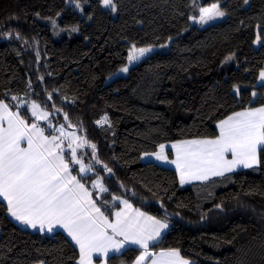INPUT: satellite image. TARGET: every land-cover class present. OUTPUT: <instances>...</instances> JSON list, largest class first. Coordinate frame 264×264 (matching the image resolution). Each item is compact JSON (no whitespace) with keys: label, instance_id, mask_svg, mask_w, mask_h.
<instances>
[{"label":"trees","instance_id":"1","mask_svg":"<svg viewBox=\"0 0 264 264\" xmlns=\"http://www.w3.org/2000/svg\"><path fill=\"white\" fill-rule=\"evenodd\" d=\"M77 1L85 16L68 0H0V100L50 137L59 126L82 135L77 158L92 170L81 173L63 150L72 172L107 217L124 198L166 221L153 251L177 249L193 264H264V148L258 165L187 185L176 169L142 160L166 142L217 137L219 121L264 105V0H114L116 17L101 0ZM216 2L224 20L191 25L192 11ZM168 41L107 82L132 44ZM33 102L47 120L32 115ZM139 253L130 246L107 262L131 264ZM79 257L63 231L25 228L0 200V264Z\"/></svg>","mask_w":264,"mask_h":264},{"label":"snow or ice","instance_id":"2","mask_svg":"<svg viewBox=\"0 0 264 264\" xmlns=\"http://www.w3.org/2000/svg\"><path fill=\"white\" fill-rule=\"evenodd\" d=\"M102 3L115 11L112 0H102ZM222 16L224 12L219 10L217 4H212L209 8L200 9L199 22L206 23ZM149 51V48L132 45L128 60L136 61ZM121 71L127 72L128 69L125 67ZM260 77L264 80V72L260 73ZM32 107L33 115H37L38 105L33 104ZM7 108V104L0 103V109L5 113ZM38 118L46 119L47 113ZM102 122L97 121L98 124ZM219 129L220 135L215 140H191L172 145L177 158L170 163L176 164L182 184L187 180L223 176L238 165L251 168L259 163L258 149L264 147V107L235 113L221 121ZM59 131L61 135L64 134L63 127ZM23 139H27V148L20 147ZM57 139L53 136L49 140L36 124H32L29 130L18 116L13 118L9 115L8 128L0 133V197L7 202L9 214L33 229L39 227L44 231L47 228L51 232L57 226L63 228L79 246V264H91L93 252L107 256L110 251L119 252L129 243L143 249L136 259V264H143L154 255L149 251L150 243L157 241L168 225L139 210L134 215L118 211L115 222L109 221L91 199H85L87 193L84 185L69 174V164L60 154L63 149L55 143ZM71 139L75 141L79 138L73 134ZM87 143V140H83L75 147L69 144L72 162L80 165L81 173L92 170L77 158V148ZM89 146L95 155V145ZM160 147L161 151L155 154L156 159L167 160L163 154L164 146ZM56 149H60V152ZM227 153H231V160L227 159ZM104 167L111 172L107 165ZM94 186L106 191L99 181ZM123 203L125 208H131L128 201ZM108 229H111V235ZM116 237L123 239L117 240ZM159 256L160 260L154 259L152 264H189L180 257L178 250L161 252Z\"/></svg>","mask_w":264,"mask_h":264},{"label":"rangeland","instance_id":"3","mask_svg":"<svg viewBox=\"0 0 264 264\" xmlns=\"http://www.w3.org/2000/svg\"><path fill=\"white\" fill-rule=\"evenodd\" d=\"M67 3H68L69 6H74L77 10H79V12H80V14H81L82 16H85V12H84V3L79 2V1H77V0H68ZM112 3L115 5V11H113L111 7H105V6L103 5V3H102V0H101V5H102V7H103L104 9L111 10V11H112V15H113L114 17H116V16L118 15L117 6H116V3L114 2V0H112ZM212 4H217L218 7H219V10L222 11V12H224V16H222V17H216L215 19L208 20L206 23H200V22H199L200 9H201V8H209V7H211ZM77 5H79V7H77ZM225 18H226V13H225V11L222 9V7H221V3H220V2H216V3H210V4H206V5L198 6L197 9H195L194 11H192V13H191V15H190V22H191V25H192V26L205 27V26L211 25V24H213V23H215V22L222 21V20H224ZM256 44H257V45L259 44V40H258V39H257V41H256ZM132 45H135L137 48H149V49H151V51L147 52L143 57H140V58H139L138 60H136V61L129 62V60H128L127 64H126L125 66H123L121 69L127 67L128 71H129V69H130L132 66L136 65L141 59H143V58L149 56L150 54H152V53H154V52H156V51H166V50H168V48H169V46H170V41H168V42H166V43H164V44L154 45V46H138V45H136V44H132ZM131 47H132V46H131ZM131 47H130V49H131ZM130 49H129V50H130ZM121 69H119L117 72H115L114 74H112L111 76H109V77L107 78V82L111 81L112 79H114L115 77H117V76H119V75H127V74H128V71H127V72H124V71H121ZM261 82H263V80H261V77H260V78H259V81H258V84H261ZM239 89H240V87H236L234 92H235L236 94H239ZM254 93H255V92H254ZM255 94H256V93H255ZM254 96H255V95H254ZM33 104L38 105L37 103H34V102L30 105V109H31V113H32V115H33V107H32ZM261 107H264V105H263V106H260V107L252 108V109H245V110H253V109H257V108H261ZM245 110H243V111H238V112H245ZM36 112H37V115H33V116H35V117H37V118H38V117H41L44 113H47V118H46V119H44V118H38V119H40V120H47L48 117H49V113H48L47 111L43 110L39 105H38V108L36 109ZM238 112H236V113H238ZM18 114H19V113H18ZM19 116H20V114H19ZM230 116H231V115H230ZM232 116H233V115H232ZM20 118H21V120L24 121V123H25L26 125H28V129H29V130L31 129V125H32V124H36L38 129H42V128L38 125V123H36V122H28V121L25 120L22 116H20ZM227 118H228V117H227ZM227 118H226V119H227ZM226 119H223V120H226ZM223 120H221V121H223ZM221 121H219V122L217 123V127H218V130H219V135H220L219 124H220ZM61 127H63V126H59V127L55 130L56 132L53 133L52 137H53V136L58 137L59 139H57V140L55 141V143H56V144H59L61 149H63L64 151H68V152L70 153V155H71V148L69 147V144H72V146L75 147L76 144L81 143V142L84 140V138L82 137V135L78 134V132H77L76 130H69V129L65 128V127H63L64 134L61 135V132L59 131V129H60ZM42 130H43V129H42ZM43 134L45 135V137H47L49 140H51L52 137L48 136V135L45 133L44 130H43ZM73 134H74L75 137H77V138H79V139L73 141V140L71 139V137L73 136ZM219 135H218L217 137H214V138H190V139H182V140H176V141L166 142V143H163V144H161V145L164 146L163 154L167 157V160H158V159H156V155H155V154H156V153H159V152L161 151V147H160L161 145L159 146V148L157 149V151L144 153V154L142 155V160H143V161H154V162H156V163H158V164H160V165H163V166H166V167H170V168H174V169H176V170L179 172V170H178L177 167H176V164H174V163H170V161L176 160V158H177L176 149H174V148L172 147L173 144H181V143L184 142V141H191V140H215V139H217V138L219 137ZM25 142L27 143V139L25 140ZM25 142H23V143H25ZM27 146H28V143H27ZM80 148H82V147H78V148H77V151H78ZM262 148H264V147H262ZM260 150H261V149H258V159H259V161H260V157H259V152H260ZM56 151H57V152H60V149H56ZM170 153L173 154V155H172L173 157L170 156ZM60 154L63 156V153H62V152H60ZM226 156H227V159H229V160L232 159L231 153H227ZM63 158H64L65 162L69 164V162H67V160L65 159L64 156H63ZM78 159H79V158H78ZM71 162H72V159H71ZM72 164H73V165H77L78 168H79V170H80V165L75 164V163H73V162H72ZM258 164H259V163H258ZM258 164H256V165H258ZM254 166H255V165H254ZM243 168H246V167H244L243 165H238V166H236V167L234 168L233 171H236V170H239V169H243ZM90 172H91V171H85V172H83V174H87V173H90ZM179 173H180V172H179ZM225 173H227V172H225ZM69 174H70L71 176H75V174L72 172V169H71L70 164H69ZM75 177H76V176H75ZM76 178H77V177H76ZM77 180H79V179L77 178ZM97 181H99V182L103 185L102 180L99 179V178H97V179L94 181L93 185H94L95 182H97ZM193 181H196V180H187L185 183H187V182L191 183V182H193ZM79 182H80L81 184H83L80 180H79ZM83 185H84V184H83ZM103 187H104V185H103ZM95 188H96L98 191H101L99 187H95ZM122 199H124V198H120V202L122 201ZM161 220H162V219H161ZM163 222H165V223L168 225V228H169V224H168L166 221H164V220H163ZM168 228H167V230H168ZM167 230H166V231H167ZM163 235H164V234H163ZM163 235H162V236H163ZM155 243H156V242H155ZM153 244H154V243H153ZM153 244H151V246H152ZM151 246H150L149 249H151ZM128 247H130V246H128ZM128 247H127V248H128ZM133 247H137V248L140 249V253H139V255L137 256V257H139V256L141 255V253L143 252V249L140 248V247H138V246H133ZM127 248H125L124 250H126ZM124 250H121L120 252H123ZM120 252H119V253H120ZM115 254H116V253H115ZM99 256H100V255H99ZM136 259H137V258H136ZM147 260H148V258L143 262V264H146V263H147ZM91 263H92V264H107V263H105V261H102V263H101V261H100V263H99V262H96L95 260H94V261H91ZM36 264H44V262H38V263H36ZM132 264H136V260H135Z\"/></svg>","mask_w":264,"mask_h":264},{"label":"crops","instance_id":"4","mask_svg":"<svg viewBox=\"0 0 264 264\" xmlns=\"http://www.w3.org/2000/svg\"><path fill=\"white\" fill-rule=\"evenodd\" d=\"M261 72H264V69H263ZM259 78H260V76H259ZM261 83H264V80H263V82H261ZM0 103L7 104V103H6L5 101H3V100H0ZM7 105H8V104H7ZM250 109H252V108H250ZM241 111H243V110H241ZM245 111H248V110H245ZM237 112H238V111H237ZM235 113H236V112H235ZM235 113L231 114V116L234 115ZM9 115H11V117H13V118H15V117L18 116V118L21 120L19 114H18L16 111H13V110L9 107V105H8V108H7V113H5L3 109H0V117H3V119H0V133H3V131L6 130V129L8 128ZM229 116H230V115H229ZM229 116H228V117H229ZM225 119H226V118H225ZM20 127H21V130H24V129H23V126H20ZM43 135H44V134H43ZM44 136H45V135H44ZM25 140H26V139H23V140L20 141V147H21V148H27V147H28V146H27V143L25 142ZM23 142H25V143H23ZM172 155H173V154L170 153V156H171V157H173ZM177 172H178V171H177ZM178 174H179V179H180V173L178 172ZM211 177H213V176H209V178H211ZM196 181H203V180H196ZM193 182H194V181H193ZM180 183H181V180H180ZM187 184H189V182H187V183H183V184L181 183V185H187ZM84 189L86 190V193H87V196L85 197V199H91V200L96 204V206L99 207V206L97 205V203L95 202V200L93 199L91 193H90L85 187H84ZM0 200L4 201L2 197H0ZM125 200L128 201V204L131 205V208H130V209L125 208V205H124V203H123V201H125ZM4 202L7 204L6 201H4ZM99 208H100V207H99ZM136 210H139V212L144 213L146 216L154 217L155 219H158V220H160L161 222H163V220H161V219H159V218H157V217H155V216H153V215H151V214H149V213H147V212H145V211H143V210H141V209H139V208H136V207H135V206H134L129 200H127V199H122V201H121V208L119 209V211H124L125 213H127V214H129V215H134ZM101 212H103V211L101 210ZM8 214H9V212H8ZM103 214L105 215L104 212H103ZM105 216H106V215H105ZM9 217H10L14 222L18 223L19 225H21V226H23V227H25V228H28V229L32 230V231H37V232H41V233H45V234H52V233H54V232H56V231H58V230L63 231V232L68 236V238H69V239H70V240H71V241H72V242L78 247V249H79V246L75 243V241L72 240V238L68 235L67 231H65L63 228H61V227H59V226L55 227V228L53 229V231H51V232H49V231L47 230V228H45L44 231H41V230L39 229V227L33 229V228H31V227H28L27 225H23V224H21L19 221H17L15 218H13L10 214H9ZM106 217H107V216H106ZM108 219H109V221H111V222L114 223L115 220H116V217H114L113 219H111V218L108 217ZM163 223H165V222H163ZM167 228H168V227H167ZM167 228H165V229H163V230L161 231V235H160L159 239H160V238L162 237V235L166 232ZM107 231H108V234H109V235L112 234V233H111V229H108ZM116 239H117V240H122L123 238H122V237H116ZM159 239H158V240H159ZM158 240H157V241H158ZM157 241H155V242H157ZM155 242L150 243V246H151V244H153V243H155ZM128 246H138V247H139V245H135V244H130V243H129V244H125V246H124L121 250H124V249L127 248ZM150 246H149V248H150ZM121 250H120V251H121ZM169 250H177V249H162V250H159V251H153L152 249H149V251H150L151 253H153L154 255L148 257V260H147V263H146V264H152V261H153L154 259H155V260H160V256H159V254H160L161 252H168ZM79 251H80V249H79ZM120 251H119V252H120ZM119 252H111V251H110V252L108 253L107 256H104L102 253L93 252V253H92V257H91V261H94V260H95L96 262H99V263H100V261H101V263H102V261H105V263L110 264V263L107 262L108 257L111 256V255H113V254H115V253L118 254ZM178 252H179V254H180V257H181L183 260L188 261L189 264H193V261H192V260L183 257L179 250H178ZM120 253H121V252H120ZM99 255H100V256H99ZM79 261H80V257L78 258V260L76 261V263L79 264ZM91 264H92V263H91ZM131 264H132V263H131Z\"/></svg>","mask_w":264,"mask_h":264}]
</instances>
